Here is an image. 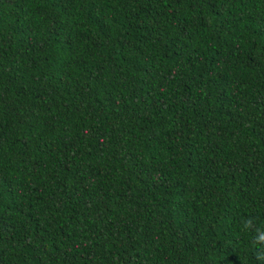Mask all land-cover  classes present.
Returning <instances> with one entry per match:
<instances>
[{"label": "trees", "instance_id": "16d2710c", "mask_svg": "<svg viewBox=\"0 0 264 264\" xmlns=\"http://www.w3.org/2000/svg\"><path fill=\"white\" fill-rule=\"evenodd\" d=\"M258 230L264 0H0V264H264Z\"/></svg>", "mask_w": 264, "mask_h": 264}, {"label": "clouds", "instance_id": "9594fccd", "mask_svg": "<svg viewBox=\"0 0 264 264\" xmlns=\"http://www.w3.org/2000/svg\"><path fill=\"white\" fill-rule=\"evenodd\" d=\"M244 227L247 228V224L244 225ZM258 232H259V235L255 236L253 243L254 244H264V231L258 230Z\"/></svg>", "mask_w": 264, "mask_h": 264}]
</instances>
